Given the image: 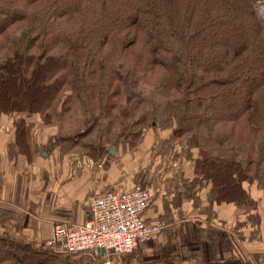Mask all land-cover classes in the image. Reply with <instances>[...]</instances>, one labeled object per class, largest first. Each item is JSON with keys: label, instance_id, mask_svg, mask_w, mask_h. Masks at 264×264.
I'll return each mask as SVG.
<instances>
[{"label": "trees", "instance_id": "1", "mask_svg": "<svg viewBox=\"0 0 264 264\" xmlns=\"http://www.w3.org/2000/svg\"><path fill=\"white\" fill-rule=\"evenodd\" d=\"M78 37L82 47L67 44ZM0 114L60 128L90 119L61 144L96 161L108 155L106 141L133 150L164 119L174 142L194 140L196 173L216 204L251 212L242 184L264 177V0H0ZM61 256L0 240V264Z\"/></svg>", "mask_w": 264, "mask_h": 264}, {"label": "crops", "instance_id": "2", "mask_svg": "<svg viewBox=\"0 0 264 264\" xmlns=\"http://www.w3.org/2000/svg\"><path fill=\"white\" fill-rule=\"evenodd\" d=\"M1 116L0 240L52 251L46 244L54 227L83 224L92 197L141 186L150 196L145 222L163 226L154 242L128 257L64 255L94 264L105 257L112 264H264V177L242 184L255 203L244 212L216 204L215 191L196 173V153L193 162L170 163V146L181 151L187 141L174 142L166 123L154 121L133 150L120 140L113 146L106 141L104 148L115 154L96 161L64 152L60 126L44 125L38 115ZM20 126L26 128V150L19 144Z\"/></svg>", "mask_w": 264, "mask_h": 264}, {"label": "built area", "instance_id": "3", "mask_svg": "<svg viewBox=\"0 0 264 264\" xmlns=\"http://www.w3.org/2000/svg\"><path fill=\"white\" fill-rule=\"evenodd\" d=\"M149 204V192L141 186L94 196L87 203L88 219L81 225H56L46 246L66 255H130L154 242L163 229L145 222ZM99 264L112 262L105 257Z\"/></svg>", "mask_w": 264, "mask_h": 264}, {"label": "rangeland", "instance_id": "4", "mask_svg": "<svg viewBox=\"0 0 264 264\" xmlns=\"http://www.w3.org/2000/svg\"><path fill=\"white\" fill-rule=\"evenodd\" d=\"M15 41H16V38H15ZM67 44L72 47V48H78V47H82L84 45V41L81 37H78L76 40H74L73 42H69L67 41ZM175 68L178 70L179 74H181V67H180V56L178 54H176L175 56V64H174ZM76 71V69H75ZM76 76L81 78L82 75L80 73H78L76 71ZM164 82H162L163 84ZM161 92L164 93V91L161 89ZM138 95L135 93V92H132L130 90H127V97L128 99L130 98H133V97H137ZM80 97L81 99L84 100L83 96H82V93L80 92ZM56 109V112L58 114H60L61 116L63 115V111H64V108L62 105L60 106H57ZM2 116H8L9 119L12 118V115H6V114H0ZM1 116V117H2ZM14 118H17L18 116H13ZM12 122V120H9ZM89 121L90 119L88 120H84L83 118L80 119L78 118V116H76V118L74 119H70L69 120H66L63 125L61 126V129H62V132L64 133L65 136L69 137V136H75L76 134L80 133L81 131H84L88 124H89ZM155 121H160L161 123H166L164 119H159V118H156ZM167 125H169L168 123H166ZM151 126H149L148 128H150ZM208 127V125H207ZM1 129V128H0ZM147 130V129H146ZM145 130V131H146ZM144 131V133H145ZM143 133V134H144ZM142 134V136H143ZM216 141L217 142H222L223 139H224V135L222 134H216ZM142 139V137H141ZM190 138H185L184 140L187 141V146L185 149L181 150V151H174L172 149V147L170 146V149L168 151H170V163H189V162H193L194 159V155L195 153L197 154V156H195V159H196V165H198L199 162H201L200 160V157L198 155V149L197 147L193 146L192 144L194 143V140H189ZM120 140V139H119ZM122 141V140H120ZM123 142V141H122ZM125 145H127L125 142H123ZM140 143V142H139ZM189 143V144H188ZM178 144V143H177ZM113 146V145H112ZM236 157V156H235ZM236 160L240 163H243L245 164L246 163V160H243L241 157H237ZM241 211H244L243 209H239ZM245 212V211H244ZM154 225H161V224H154ZM133 254V253H132ZM131 255V254H130ZM125 257H128L127 255H124ZM55 264H94L92 261L91 262H86L84 260H82L81 258L79 257H68V256H61V257H58L57 258V261Z\"/></svg>", "mask_w": 264, "mask_h": 264}, {"label": "water", "instance_id": "5", "mask_svg": "<svg viewBox=\"0 0 264 264\" xmlns=\"http://www.w3.org/2000/svg\"><path fill=\"white\" fill-rule=\"evenodd\" d=\"M108 154H109L110 156H114V154H115L114 149L111 148ZM101 254H102V255H105V252H104V251H101Z\"/></svg>", "mask_w": 264, "mask_h": 264}]
</instances>
